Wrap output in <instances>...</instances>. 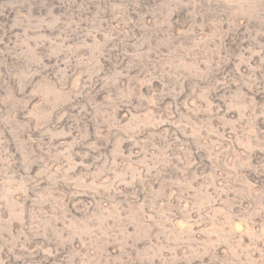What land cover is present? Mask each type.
I'll use <instances>...</instances> for the list:
<instances>
[{
	"label": "rangeland",
	"instance_id": "1",
	"mask_svg": "<svg viewBox=\"0 0 264 264\" xmlns=\"http://www.w3.org/2000/svg\"><path fill=\"white\" fill-rule=\"evenodd\" d=\"M0 264H264V0H0Z\"/></svg>",
	"mask_w": 264,
	"mask_h": 264
}]
</instances>
